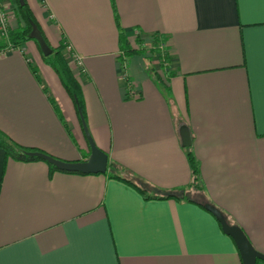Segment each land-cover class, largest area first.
<instances>
[{
	"label": "crops",
	"instance_id": "0c3cea01",
	"mask_svg": "<svg viewBox=\"0 0 264 264\" xmlns=\"http://www.w3.org/2000/svg\"><path fill=\"white\" fill-rule=\"evenodd\" d=\"M25 1L47 44L63 36L64 59L66 45L80 56V70L67 62L108 167L48 175L41 158L16 160L0 148V264H243L207 201L264 253V0ZM10 13V28L20 26L15 7ZM114 14L129 41L164 36L161 68L152 52L126 57L130 86ZM50 54L33 38L0 53V130L82 160L89 149L80 110ZM182 124L200 188L189 183ZM180 188L181 196L144 197Z\"/></svg>",
	"mask_w": 264,
	"mask_h": 264
},
{
	"label": "trees",
	"instance_id": "16d2710c",
	"mask_svg": "<svg viewBox=\"0 0 264 264\" xmlns=\"http://www.w3.org/2000/svg\"><path fill=\"white\" fill-rule=\"evenodd\" d=\"M27 3L25 0H23V2L21 3L20 0H16V5L14 6L15 9L17 10V13H19L22 17L23 23L20 26H17L16 28H10L9 31L7 32L6 36L7 38L3 37L0 35V49L3 48L8 42L12 41L13 45H17L19 43H21L23 40L32 38L29 36V31L32 29V25L31 23L36 24V21L33 19V14L32 12H30V10L28 9V7L26 6ZM114 19L117 22L118 25V34H119V40H118V47L121 48L122 52L120 53V59L121 60V72L123 73V79L125 81V83L130 86V79H129V74L126 70L125 64H127L126 62V57H128L129 55H131L132 53H136L137 51L142 52L145 50H151L152 54H156L157 58L159 59V67L161 68V66L163 65L164 61L166 62L167 60V52H166V47L164 44V36L161 34H155L153 38H151L150 43L148 44L149 46H141L138 45L134 46L130 43V41L128 40V36L127 34L122 30V26L119 24V21H117L116 15L114 14ZM38 26V24H37ZM39 28V26H38ZM40 33L42 34V36L45 38V40L47 41V38L43 35V33L40 30ZM34 39V38H33ZM140 37L139 34H137L133 41L134 42H139ZM48 42V41H47ZM65 46V39L63 36H61L59 42L57 43L56 46L51 47V49H53V54H50V60L49 62H51V65L53 66L54 70L57 72V74H59L60 78H61V82L64 85V87L67 89V93L69 94V96L73 99L74 103H75V107L80 110V112H84L82 110V104H83V99H81V88L78 84L77 81V77L74 76V74H72L71 70H70V65L69 63L64 59L63 57V52H62V47ZM32 72H35V67L32 66L31 68ZM150 70L153 72V74L155 75V77L157 78L158 74L156 70H153L152 67L150 68ZM0 148L3 149L6 157H11L13 159L16 158V160H34V159H40L41 157L35 156V155H31L29 154V152L27 151H31V150H41V149H37L35 147H31L29 145L24 146L23 144L18 143L16 140H13L12 138H10L8 135H6L5 133H3V130H0ZM185 155L186 158L188 159L189 162V167H190V171L192 173V177L190 180V184L195 185V187H201V183L199 180V176H200V170L198 169V159L195 158L193 150L190 148V146H187V151H185ZM42 159V158H41ZM43 161H45L44 159H42ZM46 164H48V175L51 174V172L53 171V169L55 170H62L59 169L57 167H55L54 164L49 163L47 161H45ZM67 170V169H66ZM63 170V171H66ZM67 171H71V170H67ZM108 174H110L111 176L114 177H119V179L123 180L124 182L135 186L136 188H138L140 190L141 193H143L144 187L142 188L140 185H138L136 182H134L131 177L127 178V177H123L122 175H120L119 173H113V172H109ZM182 188L178 189V190H164V189H157L155 194H147L144 195V197H168L170 196H177V191L181 190ZM260 262H263V260L260 258L257 259L256 264H260Z\"/></svg>",
	"mask_w": 264,
	"mask_h": 264
},
{
	"label": "water",
	"instance_id": "95a60500",
	"mask_svg": "<svg viewBox=\"0 0 264 264\" xmlns=\"http://www.w3.org/2000/svg\"><path fill=\"white\" fill-rule=\"evenodd\" d=\"M22 3L23 0H20ZM32 29L29 31V36L37 40L38 48L43 52V54L47 55L49 54L52 49L50 48L48 42L45 40V38L40 33V29L38 28L37 24L31 23ZM80 123L82 124L83 128V134L84 137H86L89 154L82 160H74V161H68L67 159H60L57 157H54V155H51L47 152L41 151V150H31L27 151L31 155H35L38 157H41L45 161L52 163L55 165V167L62 169V170H71V171H80V172H104L106 170V167H108V161H107V153L105 150L98 148L94 144V140L92 136L88 132L87 125L84 122L83 116L80 112ZM178 133L181 135V144L183 146H189L191 142V135L188 131V128L185 124H182L178 128ZM180 196L182 194V190L179 192ZM204 208H208L210 212L213 213V216L218 220L221 224V229L224 233L229 234L233 239V242L238 248V254L239 257H241L243 264H256L257 259L261 258L264 261V253L259 250H257L248 240L247 234L241 230L239 225L233 223H229L227 220H225L221 209L216 208L213 204L207 202L203 203Z\"/></svg>",
	"mask_w": 264,
	"mask_h": 264
},
{
	"label": "built area",
	"instance_id": "2783aa9c",
	"mask_svg": "<svg viewBox=\"0 0 264 264\" xmlns=\"http://www.w3.org/2000/svg\"><path fill=\"white\" fill-rule=\"evenodd\" d=\"M10 13L8 10V7L6 8L5 3H3V0H0V35L1 36H6L7 32L10 29L8 20ZM11 48H14V45L12 44V41L8 42L3 48L0 49V53H5L7 51H9ZM66 49L69 51V45H66ZM70 58L74 59L72 61H75L74 65L76 64V67H78V65H81L82 61L80 59V56L76 55V53H70L68 54ZM80 70V68H79Z\"/></svg>",
	"mask_w": 264,
	"mask_h": 264
},
{
	"label": "rangeland",
	"instance_id": "374dc122",
	"mask_svg": "<svg viewBox=\"0 0 264 264\" xmlns=\"http://www.w3.org/2000/svg\"><path fill=\"white\" fill-rule=\"evenodd\" d=\"M8 7V10H9V13H10V10L12 9V7H14L13 5L11 6V4L9 5V6H6V8ZM11 14V13H10ZM10 17V16H9ZM134 39V38H133ZM133 39H131L130 40V43L132 44V45H134V46H137L138 45V43L136 44V42H134L133 41ZM145 46H149L148 44L147 45H145ZM63 49H64V47H62ZM66 50V49H65ZM67 52L66 53H68V54H70L69 53V51L68 50H66ZM151 52V50L149 51V50H145V51H142V52ZM71 53H73V52H71ZM50 54V53H49ZM67 54V61H70V63L72 64V65H74V63H75V61H72V60H74V59H72V58H70L69 57V55ZM155 58H156V56H154ZM157 59V62H156V65H155V67L157 66V64H159V60H158V58H156ZM76 65V64H75ZM74 65V66H75ZM83 65V63H81V65H78V67L79 68H81V66ZM156 68H158V67H156ZM160 68V67H159ZM222 212V211H221ZM223 213V212H222ZM224 216V215H223ZM225 218V217H224ZM225 220H226V218H225ZM228 221V220H227ZM229 222V221H228ZM230 223V222H229Z\"/></svg>",
	"mask_w": 264,
	"mask_h": 264
}]
</instances>
